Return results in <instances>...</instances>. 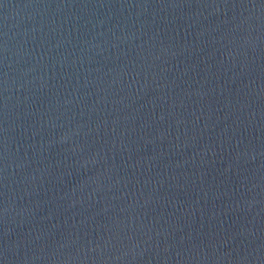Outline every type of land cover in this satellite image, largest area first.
Here are the masks:
<instances>
[{
    "label": "water",
    "instance_id": "obj_1",
    "mask_svg": "<svg viewBox=\"0 0 264 264\" xmlns=\"http://www.w3.org/2000/svg\"><path fill=\"white\" fill-rule=\"evenodd\" d=\"M264 54V0H0V264H84Z\"/></svg>",
    "mask_w": 264,
    "mask_h": 264
}]
</instances>
